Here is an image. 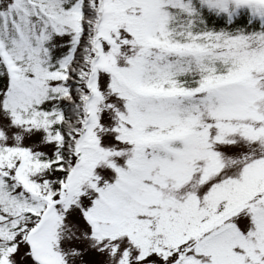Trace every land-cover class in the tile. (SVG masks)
<instances>
[{"label":"snow or ice","instance_id":"6c2138e0","mask_svg":"<svg viewBox=\"0 0 264 264\" xmlns=\"http://www.w3.org/2000/svg\"><path fill=\"white\" fill-rule=\"evenodd\" d=\"M0 264H264V0H0Z\"/></svg>","mask_w":264,"mask_h":264}]
</instances>
